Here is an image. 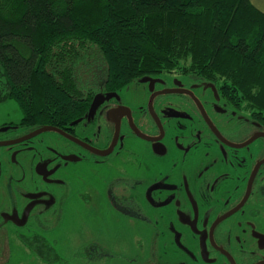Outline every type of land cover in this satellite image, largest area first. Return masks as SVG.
<instances>
[{
  "label": "flooded vegetation",
  "instance_id": "flooded-vegetation-1",
  "mask_svg": "<svg viewBox=\"0 0 264 264\" xmlns=\"http://www.w3.org/2000/svg\"><path fill=\"white\" fill-rule=\"evenodd\" d=\"M67 72L41 70L62 83L43 117L0 84V232L95 200L98 216L144 226L161 264H264L263 120L189 71L123 86ZM96 243L85 252L111 256Z\"/></svg>",
  "mask_w": 264,
  "mask_h": 264
},
{
  "label": "trees",
  "instance_id": "trees-1",
  "mask_svg": "<svg viewBox=\"0 0 264 264\" xmlns=\"http://www.w3.org/2000/svg\"><path fill=\"white\" fill-rule=\"evenodd\" d=\"M51 69L115 86L154 71H189L219 81L231 102L264 121V12L251 0H0V84L21 97L27 114L43 117L58 103L53 86L61 81L41 73ZM26 229L14 236L42 264H70L42 224ZM80 247L86 262L109 258Z\"/></svg>",
  "mask_w": 264,
  "mask_h": 264
},
{
  "label": "rangeland",
  "instance_id": "rangeland-1",
  "mask_svg": "<svg viewBox=\"0 0 264 264\" xmlns=\"http://www.w3.org/2000/svg\"><path fill=\"white\" fill-rule=\"evenodd\" d=\"M251 2L264 12V0H251ZM243 111L250 114L247 110ZM96 207L95 200L84 201L80 204L72 203L67 206L65 215L61 214L63 217L50 218V220L42 222L47 230L41 234L53 243L55 250L64 260L70 264H151L150 261L153 259L154 264H161L166 258L155 250L154 244H152V252H148V248H151L150 238L148 237L149 232H144V226L133 224L134 232L128 226V224H132L131 222L126 223L117 218L98 216ZM93 211L94 213H92ZM31 229L33 228L31 227ZM139 229L142 230L139 231ZM19 230L21 234H27L26 228ZM9 234L7 228L0 232V264L6 260L7 252L12 253L9 264H24L25 261L29 264H42L36 259L35 252L27 251L15 236ZM134 235H139L140 238H133ZM144 241H146V245H144ZM94 242H98L96 244L103 246L104 250L106 248L113 250H110L112 253L109 251L108 254L111 256L108 260L102 258L98 261L86 262L85 257L81 258L80 246H90ZM139 242L142 247H138ZM149 258L151 259L149 260ZM131 259L134 260L132 263Z\"/></svg>",
  "mask_w": 264,
  "mask_h": 264
},
{
  "label": "water",
  "instance_id": "water-1",
  "mask_svg": "<svg viewBox=\"0 0 264 264\" xmlns=\"http://www.w3.org/2000/svg\"><path fill=\"white\" fill-rule=\"evenodd\" d=\"M148 78L147 77H144L143 79H142V81H145V80H147ZM100 97V95H97L95 98H94V101H93V104H92V107H94V104L96 105L97 103V101H98V98ZM47 129H51V128H48V127H42L41 129H39V130H37V131H35L31 136H33V135H35V134H37V133H39V132H41V131H44V130H47ZM24 223V222H23ZM23 223H20V225H22Z\"/></svg>",
  "mask_w": 264,
  "mask_h": 264
}]
</instances>
